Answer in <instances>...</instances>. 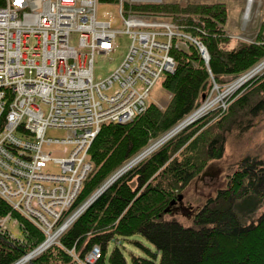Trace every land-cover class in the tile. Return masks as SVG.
<instances>
[{
	"label": "trees",
	"instance_id": "16d2710c",
	"mask_svg": "<svg viewBox=\"0 0 264 264\" xmlns=\"http://www.w3.org/2000/svg\"><path fill=\"white\" fill-rule=\"evenodd\" d=\"M99 1L111 3L113 0ZM166 9L159 8L164 13L169 8ZM179 9L175 5L169 10L188 15L183 31L205 46L208 66L202 64L193 46L184 45L182 49L170 51L175 68L161 83V88L171 95L169 105L164 111L151 105L127 125L101 126L89 149L95 170L85 183L81 197L98 187L149 138L164 134L198 108L208 94L211 79L220 86L223 79H235L263 60L264 40L229 46L230 39L222 31L226 12L221 4H188ZM262 79L259 91L264 95V77ZM239 101L242 100L239 98ZM260 107L264 108V101L252 113ZM236 124L240 122L233 118L226 130ZM195 131H183L167 146L120 177L60 238L63 249H49L30 264H77L66 252L74 250L77 258L82 260L93 246L100 252V258L94 264H264V211L256 221H250L264 206V163L256 158H246L233 174L225 176L222 188L213 197L206 198L193 216L194 226L161 221L172 200V190L180 193L207 162L222 158L223 136L218 133L210 140L197 138L176 159L171 158ZM135 177L138 187L132 188L131 181ZM152 180L155 183L150 185ZM145 183L147 185L139 192ZM9 211L0 200V218ZM13 216L20 220L27 235L13 240L0 232V264H14L27 249L44 240V236L26 220L19 215ZM135 235L154 247L160 256L158 262L154 257H131L127 263L117 246L107 255L111 242Z\"/></svg>",
	"mask_w": 264,
	"mask_h": 264
},
{
	"label": "rangeland",
	"instance_id": "374dc122",
	"mask_svg": "<svg viewBox=\"0 0 264 264\" xmlns=\"http://www.w3.org/2000/svg\"><path fill=\"white\" fill-rule=\"evenodd\" d=\"M142 1L143 2L113 0L111 3H102L96 0V21L98 23L109 24L112 31H118L120 33L116 36V40H112L113 52L107 56H101L98 45L89 47L86 40L83 46L79 47L76 58L62 62L63 67H69L68 69L72 72L80 70L81 68L90 70L91 76L88 77L89 82L87 84H91L92 86L89 89V94L93 97L95 102L99 105L102 104L100 105L101 109L111 107L114 104L117 105L118 103H116V101L120 99L132 103L135 97L132 94L133 91H131V87H133L132 90H140V92L148 87L143 98L147 109L149 106L154 105L158 110L164 111L169 105L171 95L168 91L161 88V83L164 76L172 74V71H162L160 75L156 76L155 79L150 82L151 84L149 83L150 85L147 84V86H144L142 82H139L140 80L138 78L141 71L139 72L137 69L144 62V59L149 61L151 58L145 50L142 51L143 46H141L140 43H147V46L151 44L150 40H145L144 42L134 40L133 38L136 39V37H133V35L137 31H146L158 35L159 38L156 42L160 41L166 44L165 47L168 48H158V51L156 49L157 54L166 59H170L172 62L174 61L172 56H170L171 50L182 49L184 45H190L196 49L202 64L205 67L208 66L209 55L205 46H203L201 42L196 41V39L192 42L187 41L189 39H185L186 37L183 38V35L191 36V34L183 31L185 28L183 23L187 21L188 15H181L178 14V12L172 13V10H169L172 6L176 5L182 9L188 4H221L226 12V21L222 31L224 32V36L230 39L229 46L234 47L240 44H250L258 40H264V0H262L260 9L257 10V8H255L247 20L243 17L245 12L243 0ZM5 6V0H0V8H4ZM163 7L169 8L167 13L159 10V8ZM76 19H78V17ZM78 23L80 24L81 22ZM158 23H168L172 25L175 33L179 35L169 40L167 35L169 29H167L166 32V29L150 26ZM145 25L148 26L145 27ZM77 35L79 36V34ZM30 40H38V38L33 37ZM72 40H76V36ZM199 47L202 48L204 53H200ZM128 48L130 50L129 55ZM125 56L128 58L129 70L132 73V85L126 80L125 75L116 74V69L123 64ZM263 64L264 58L237 78L223 79L222 85L220 86L211 79V87L208 90V94L205 100L203 99L201 101L198 108L164 134L149 138L148 142L138 150L137 153L130 156L119 168L109 174L98 187L86 193V195H84L85 197H81L85 188V183L90 179L95 170L94 164L91 161L89 149L101 127L91 142H89V140H83L82 136L75 134L73 130H71L73 123L71 119L68 118L69 115L63 116L61 113H54V117L50 118L51 121L42 127L39 124V120L41 119L40 113H44L47 107H51L49 106L50 102L47 101L49 97L47 93L44 92H41L42 96L37 94L38 97H36V99L30 100L25 105V113L22 116L24 120L13 130V136L15 142H17L16 145L7 136L11 128L5 130V119L2 117L3 125L1 129L3 130L0 134L1 183L5 184L8 188L11 187L13 180L8 178L7 175L13 168V159L17 158L16 154L18 151H23L24 155L28 154L33 156L38 149L39 154L35 156L37 161H45V167L42 171L47 168L48 172L54 173L55 175L60 176V174H62L63 177L68 175L64 180H55L52 182L53 184H48L47 187L51 190L59 189L57 196L49 197L48 195L44 197L49 202L51 200L55 201L57 199H62L64 196L66 202L62 204L63 210L59 211V206L57 207V205L43 208L39 206L35 200L32 201V199L28 202V208L31 207L34 210L35 206L39 207L40 214L34 210V212L39 215L36 218L37 220H41L42 218L45 221L44 216L47 217L48 223H45V226L41 223H37V220L35 224L29 222L23 215V213L26 212L25 208H27L25 204L24 206L21 204L20 208L18 204L15 205L13 203V200H11L12 204L3 200L7 199L8 196H0V200H2L10 210L6 215L0 218L1 233L7 234L9 238L13 240L21 239L22 236L25 237L27 233H25L26 230L24 226L19 219L13 216L19 215L20 218L26 220V222L31 224L44 236V240L38 246L29 250L27 249L14 264H30L47 252V250L54 249V247L62 248L59 242L60 238L99 196L116 183L120 177L150 158L162 147L167 146L170 141L176 139L180 134L186 131L193 132L196 130L186 144H184L178 152H175L171 158L176 159V157L184 152L188 145H192L197 138H206V140H210L212 136L218 133V135L221 134V136H223L222 158L218 161L207 162L202 170L197 171L196 175H198L194 177L193 181L180 193H178L176 189L172 190V196L170 198L172 200L169 207L160 218L163 222L175 221L183 227L194 226L192 219L195 213L202 207L206 198L213 197L215 193L222 188L225 176L233 174L237 170V165H239L240 162L246 158H256L264 163V108L260 107V110H255L254 114L252 113L254 108L261 101H264V95L259 91L260 84H262L263 80L262 78L264 77V68L261 69ZM70 67H74L75 69L73 70ZM135 67L136 69H134ZM174 68L175 67H173V69ZM129 70L126 71V75ZM242 80H245L244 84L238 89H235L236 84ZM84 81L87 82L86 79H84ZM115 83H117V85ZM118 83H120L119 86ZM8 95H13L11 89H8L5 93V97ZM239 98L242 101L237 102ZM215 100L218 101L210 106L209 109L205 112L203 111L198 117H193L197 112L201 111L203 107H207L215 102ZM25 101V98H19L20 103H24ZM235 102L238 104L235 105ZM53 107L55 108L54 105ZM58 107H60V105H58ZM55 112L57 111L55 110ZM233 118H236L240 124L232 125L229 130H226ZM27 122H29L30 128L26 126ZM102 122L103 124L101 126L108 124L117 125L113 117L106 118ZM184 123L186 124L183 125ZM91 128L94 129V124L91 125ZM21 132L25 133V141L19 140L23 138ZM17 134L19 139L16 137ZM36 142L39 143V148L34 146L33 149H22L20 146L22 143ZM69 153L76 154L77 159L82 158V165H91V171H89L84 178H78L81 172L84 171L81 170L80 167L77 169L74 168L73 170H67L62 167V160H69L72 158ZM171 160L172 159L169 161ZM133 180L134 181H131L132 188L138 187L136 177ZM155 181H149L150 185L155 183ZM38 183H44V181L39 180ZM147 183L142 185L139 192L143 191ZM77 184H81V186L77 189L78 193L76 196L73 190L77 188ZM0 191L5 194L7 189L5 188L4 191L0 189ZM178 196L181 197L180 200H178ZM48 202L45 204H48ZM54 210L59 211L57 215L54 213ZM263 211L264 206L260 208L250 221H256L257 217ZM114 246H117L121 250L127 263H130L131 257H154L156 262L160 259L154 247L139 235L126 239L117 238L110 243L107 255ZM66 253L72 256L77 264H94L100 258V252L96 246H93L82 260L77 258L78 256L75 255L74 250H69Z\"/></svg>",
	"mask_w": 264,
	"mask_h": 264
},
{
	"label": "built area",
	"instance_id": "2783aa9c",
	"mask_svg": "<svg viewBox=\"0 0 264 264\" xmlns=\"http://www.w3.org/2000/svg\"><path fill=\"white\" fill-rule=\"evenodd\" d=\"M95 1L5 0L6 6L0 8V134L3 130L1 128L3 125L2 117H4L5 130L11 128L7 136L15 145L17 142H15L13 130L24 120L22 116L25 113V105L30 100L36 99L37 94L42 96L41 92L47 93L50 98L47 101L50 102L49 106L51 107H47L44 113H40L39 124L42 127L47 125L51 121L50 118L54 117V113H61L63 116L69 115L68 118L73 123L71 130L82 136L83 140H89V142L94 139L103 124L102 121L106 118L113 117L115 123L123 125L132 122L135 117L145 112L146 107L143 98L148 87L141 92L140 90H132L133 87H131L132 94L135 97L132 103L120 99L116 101L117 105L114 104L111 107L101 109L100 105L102 104L99 105L95 102L89 94V89L92 86L87 84L89 82L88 77L91 76L90 70L79 68L80 70L72 72L68 69L69 67H63L62 62L76 58L79 47L83 46L86 40L89 47L98 45L101 56H107L113 52L112 40H116V36L120 33L112 31L109 24L96 21ZM131 1L143 2L142 0ZM77 17L78 19H76ZM150 26L166 29V32L169 29L167 34L169 40L179 35L168 23H158ZM75 36L76 40H72ZM134 36L136 37V39L133 38L134 40H140L141 42L150 40L151 44L147 46V43H140L143 46L142 51L145 50L151 58L149 61L144 59V62L137 69V71H141L138 78L139 82L147 86L162 71L173 72V62L156 52L158 48H168L165 47L166 44L160 41L156 42L159 38L158 35L146 31H137ZM183 36V38L189 39L187 41L194 42L191 36ZM33 37H37L38 40H30ZM199 50L200 53H204L202 48L199 47ZM128 51L129 55V48ZM127 57H124L123 64L116 69V74L125 75L126 80L131 84L132 73L129 70ZM70 68L75 69L74 67ZM128 70L129 72L126 75ZM115 84L117 85V83ZM119 85L120 83H118ZM8 89H11L13 95L5 97ZM21 97L26 99L24 103L19 102ZM92 124H94V129L91 128ZM26 126L31 127L29 122L26 123ZM21 133L23 138L19 139L18 134L16 137L21 141H25V133ZM20 146L22 149H33L34 146L36 148L40 147L38 142L22 143ZM38 154V149L33 156L24 155L23 151H18L17 158L13 159V168L7 175L8 178L13 180L11 187L8 188L0 182V189L2 191L5 188L7 189L5 194L0 191L1 197L2 195L8 196V198L4 197L7 199L3 200L10 204L13 200V203L18 204L20 208L21 204L23 206L25 204L27 213L25 212L23 215L33 224H35L36 218L39 216L37 213L40 214V210L38 206H35L34 210L37 213L34 212L31 207L28 208V202L32 199L43 208L57 205L59 211L63 210L62 204L66 202L64 196L62 199L49 202L44 197L48 195L49 197L57 196L59 189L51 190L47 187L48 184H53L52 182L55 180H64L68 177V175L63 177L62 174L58 176L50 173L47 168L42 171L45 167V161H37L35 156ZM71 157L69 160H62V167L67 170L80 167L84 171L81 172L78 178H84L91 171V165H82V158L77 159L76 154H71ZM39 180L44 181V183L39 184ZM80 186L81 184H77V188L73 190L76 196L77 189ZM47 202L48 204H45ZM59 211L54 210V213L57 215ZM44 219L45 221L42 218L37 220V223L45 226L48 221L46 216H44Z\"/></svg>",
	"mask_w": 264,
	"mask_h": 264
},
{
	"label": "bare ground",
	"instance_id": "6f19581e",
	"mask_svg": "<svg viewBox=\"0 0 264 264\" xmlns=\"http://www.w3.org/2000/svg\"><path fill=\"white\" fill-rule=\"evenodd\" d=\"M157 1V0H154ZM244 4H245V12H244V19L247 20L249 19L250 15L252 14L253 10L255 8H257V10L260 9V7L262 6V0H243ZM264 68V64L262 65L261 69ZM245 80H242L240 82H238L235 86V89H238L240 86H242L244 84ZM218 100H215V102L211 103L210 105H208L207 107H203L201 109V111L197 112L193 117H198L199 115H201L203 113V111L205 112L207 109H209L210 106L214 105ZM186 123H184L183 125H185Z\"/></svg>",
	"mask_w": 264,
	"mask_h": 264
},
{
	"label": "water",
	"instance_id": "95a60500",
	"mask_svg": "<svg viewBox=\"0 0 264 264\" xmlns=\"http://www.w3.org/2000/svg\"><path fill=\"white\" fill-rule=\"evenodd\" d=\"M181 199V197L180 196H178V200H180Z\"/></svg>",
	"mask_w": 264,
	"mask_h": 264
}]
</instances>
